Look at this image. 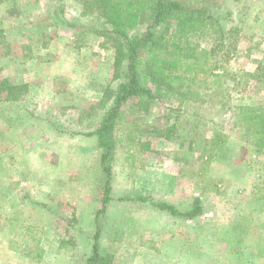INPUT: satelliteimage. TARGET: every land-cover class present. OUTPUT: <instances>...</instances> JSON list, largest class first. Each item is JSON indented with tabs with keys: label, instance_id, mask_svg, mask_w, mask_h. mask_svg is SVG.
<instances>
[{
	"label": "rangeland",
	"instance_id": "obj_1",
	"mask_svg": "<svg viewBox=\"0 0 264 264\" xmlns=\"http://www.w3.org/2000/svg\"><path fill=\"white\" fill-rule=\"evenodd\" d=\"M187 1L221 18L209 36L192 39L215 45L221 66L193 86L143 75L156 97L123 104L111 132L113 197L100 252L114 264H264V145L259 126L240 114L242 105L264 113V0ZM91 3L0 0V78L29 83L20 100L0 101V168L33 165L0 170V264H87L92 254L107 174L97 135L87 133L125 73L114 78L109 24ZM148 14L134 15L133 31L146 29ZM6 175L25 177L11 184L24 202L15 215L3 207ZM129 194L181 209L200 197L204 213L177 219L116 199Z\"/></svg>",
	"mask_w": 264,
	"mask_h": 264
},
{
	"label": "trees",
	"instance_id": "obj_2",
	"mask_svg": "<svg viewBox=\"0 0 264 264\" xmlns=\"http://www.w3.org/2000/svg\"><path fill=\"white\" fill-rule=\"evenodd\" d=\"M91 5L109 24L104 31L115 48L114 78H121L125 73L113 105L103 116L100 126L96 131L87 133L97 135L102 148L101 164L107 174L103 204L95 221L92 254L87 264H114L112 255L100 252L103 228L100 221L113 197L112 172L108 161L114 156L115 142L111 132L115 122L126 101L138 99L150 102L156 97L153 89L145 84L143 75L161 85L163 82L183 87L206 82L208 76L221 66L213 59L215 45L208 49L192 39L197 34L209 36L211 30L221 27V18L214 15L207 4L187 0H154L151 6L132 0H92ZM143 10L149 13L148 26L144 31L135 32L132 28L134 15ZM28 92L29 83H13L7 77L0 78V101H17ZM240 114L259 126L257 134L262 136L259 146L264 145V113L242 105ZM116 199L148 202L153 208L177 219L193 220L204 213L200 197H195L192 206L187 209L166 200H157L152 195L129 194Z\"/></svg>",
	"mask_w": 264,
	"mask_h": 264
},
{
	"label": "crops",
	"instance_id": "obj_3",
	"mask_svg": "<svg viewBox=\"0 0 264 264\" xmlns=\"http://www.w3.org/2000/svg\"><path fill=\"white\" fill-rule=\"evenodd\" d=\"M6 154L13 155L12 153H6ZM1 169L4 170V172H5L4 174H7V172H9V171L14 173V171H16V170L19 171V169L22 172H27V171L31 172V171H33V165L31 163L30 167H28V170L25 169V168H22V166H20V164L19 165H17V164L8 165V167L0 168V170ZM5 178L8 179L9 182H7L8 183V189H7L8 192H4V196H3V204H4L3 207L6 208V213L11 214L12 210L17 209V202L24 203L23 201L17 200V197H15L13 194H11L12 191H13V188H11V184H16L17 185V183H20L19 179L21 181H24L25 177L24 176L17 177L19 179H16L17 180L16 182H13V179H10L9 175H6ZM12 213H13V215H15V211H13ZM260 233H261V231H260Z\"/></svg>",
	"mask_w": 264,
	"mask_h": 264
}]
</instances>
